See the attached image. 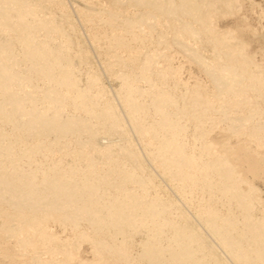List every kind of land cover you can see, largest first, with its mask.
<instances>
[{
  "label": "bare ground",
  "instance_id": "obj_1",
  "mask_svg": "<svg viewBox=\"0 0 264 264\" xmlns=\"http://www.w3.org/2000/svg\"><path fill=\"white\" fill-rule=\"evenodd\" d=\"M232 1L109 0L104 9L75 12L106 30L90 35L92 42L103 38L109 48L131 54L138 48L131 44L149 43L155 30L156 45L167 43L169 31L171 42L203 69L215 96L223 103L235 99L230 104L237 108L249 102L244 90L258 93L264 78L230 45V34L210 24L211 11ZM74 29L62 0H0L1 231L22 249L39 242L51 256L69 259V244L46 230L56 218L113 264H264V202L252 197L251 187L242 192L230 165L204 142L209 101L196 86L179 94L160 87L167 70L156 67L161 49L141 52L138 65L113 50L104 69L119 81L114 95L126 125L89 54L79 44L72 49ZM200 35L211 47L207 61L187 43ZM115 62L124 70L115 73ZM76 65L86 68L83 86ZM218 112L233 132L247 127L253 138L264 134L254 108L234 118L224 105Z\"/></svg>",
  "mask_w": 264,
  "mask_h": 264
},
{
  "label": "rangeland",
  "instance_id": "obj_2",
  "mask_svg": "<svg viewBox=\"0 0 264 264\" xmlns=\"http://www.w3.org/2000/svg\"><path fill=\"white\" fill-rule=\"evenodd\" d=\"M62 2L65 5L70 23L75 27V32H69L70 34L73 33L72 35L69 34L71 37L70 42L73 43L71 44L72 49L76 44H79V46L76 45L77 48H84L83 50L89 54L87 55L91 58L89 60V62L92 63L90 64V66L92 65L91 70L98 75L100 84H102L101 86L104 87L107 94H109L121 116V108L114 95V92L119 87V81L116 80L113 75L112 77L106 72L104 69V62H113V50H115L122 60L126 61L128 64L134 65L136 62L139 63L142 60L143 55L141 56V52L145 54L149 49L151 50V48L157 50L161 49L160 51L162 52L161 54L164 55V58L157 60L156 67H167V70L164 83L160 85V87L174 90L175 94H179L185 90V87L192 89V87L196 86L201 98L209 101L211 107V110L206 112L203 128L204 142L209 145L212 153L222 157L230 165L235 176L240 179L238 188L242 192H246L249 187L253 188L254 192L252 193V197L264 202V134L257 139L253 138L248 135L247 127L240 128L236 132H233L228 128L226 121L222 119V116H220L218 112V107L224 105L228 110L227 115L234 118L240 113H245L247 109L254 108L258 112L256 119L264 122V85L258 88V93L252 91V89H245L243 98H246L249 102L246 106L234 108V105L230 103L235 99H231L228 103H223L222 101L224 100L215 96L211 81L207 75H205L203 69L198 66L196 62H193L185 52L179 50L181 48H179L177 44L171 42L172 34H170L169 31H166V38H164L167 43L164 42L161 46H157L155 43V34L158 30L153 32L150 42L146 43L148 44L147 46L146 44L140 45L139 43L131 44L133 49L138 46V48L136 47L137 49H134L136 53L133 51L135 54H140V56H138L133 52L131 54L119 49L109 48L107 42L103 38L92 42L90 35L95 33L101 35L103 34L102 32H106V30L103 26L101 27V25L97 26V28L96 25H87V23L81 21L82 19L75 12L78 8L85 9L86 6V9H104L109 6V0H62ZM231 4L229 7H226L227 9L224 8V5H217L215 10L211 11L214 13L210 14V24L217 32L227 35L228 37L231 36L230 45L234 48L241 49L242 55H245V58L250 61V66L256 68L262 78H264V0H235L234 2L232 1ZM48 7L49 13L58 16L54 6L50 7V5H48ZM62 24H64L62 25L63 27H67L66 23ZM187 43L189 46L191 45V47L198 48L200 56L205 59V61L212 58L211 47L203 40L202 35L196 40H188ZM128 57H131V60H128ZM137 63L135 65H138ZM78 66L76 65L77 69L81 68L78 70L79 82L81 84L80 86H83V74L86 68L85 66L84 68L83 66H79L78 68ZM123 70L124 68L122 65L116 62L115 64L113 63V71L115 73H119ZM175 82L178 85L172 87ZM138 86L145 88L146 85L139 82ZM123 120L124 122L126 121L125 118H123ZM125 124L127 125L126 122ZM249 124L250 123H246V126ZM187 131L189 134L191 133L189 126ZM129 133L136 147L140 148V144L137 143V138L134 137L132 132L129 131ZM112 140L119 143L117 138H113ZM187 140H190V136L187 137ZM105 141L106 139H100V142ZM139 148L138 151L141 155L142 150ZM56 157H58V155H56ZM65 159H68V157H65ZM147 169L154 172L153 169L155 168L147 164ZM155 182H160L159 184L164 190L163 194L171 196V191H168L169 188L167 184L160 180V178H156ZM217 207L223 210L221 206ZM4 211L6 213L10 212L7 208L4 209ZM4 223V220L0 217V227ZM16 223L17 221L14 219L7 220L8 225H14ZM45 226L47 232L55 236L56 241L69 244L67 248L70 253L69 259H66L65 255L62 253H55L51 256L47 251V246L39 242L34 243V246L22 249L17 245L14 236H9L0 229V264H36L33 262V259L36 258L42 259L45 261V264H113V260L109 256L101 257L93 255L89 244L83 239L75 237L69 230V227L57 221L56 218L54 220H48ZM201 232L211 241L205 231L202 230ZM216 250L219 252L218 248Z\"/></svg>",
  "mask_w": 264,
  "mask_h": 264
}]
</instances>
